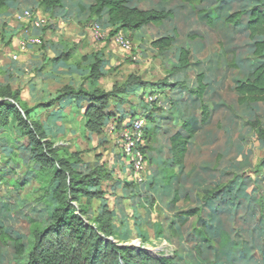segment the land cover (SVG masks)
Masks as SVG:
<instances>
[{
	"label": "rangeland",
	"instance_id": "1",
	"mask_svg": "<svg viewBox=\"0 0 264 264\" xmlns=\"http://www.w3.org/2000/svg\"><path fill=\"white\" fill-rule=\"evenodd\" d=\"M40 1L29 0L18 7L16 14L32 8L53 19L39 8ZM155 1L146 0L143 5L154 7ZM194 2L195 13L186 18L180 16L162 26H150L142 31L141 38L130 39L133 44L130 54L125 53L114 35H110L113 29L104 28L103 20L91 18L88 22V16H83L78 22L66 23L61 32L53 30L54 37H62L64 43L77 48L74 61L81 60L82 66L88 64L82 59L85 53L104 51L106 59L102 68L105 74L99 84L103 89L110 91L114 87L120 88L130 75L149 84L145 90L137 88L130 91L136 93L131 98L132 107L126 105L121 109L122 112L129 113L132 109L144 114L153 110L152 101H156L157 113L150 126L154 138L145 153L144 172L135 176L125 161L118 162L117 156L122 154L117 143L119 134L111 132L113 125L96 135L82 136L72 132L59 138L56 145L61 146L62 155L80 150L83 163L79 167L92 169L94 166L90 163L102 157V161L112 169L113 181L103 184L104 198L93 201L89 218L97 224L96 219L103 205L108 206L113 213L114 234L111 238L120 244L148 248L153 255L171 258L175 264H218L216 254L223 249L226 235L232 239L241 235L251 248L254 260L264 264V136L250 124L256 119L258 105H252L249 110L241 109L236 92L237 82L246 79L253 69L251 57L255 42L262 38L250 39L248 30H240L235 34L233 43H226L222 33L210 26L206 17L199 18L204 10L215 11L212 2L217 0ZM224 2L225 10L222 15L217 14L221 17L241 9L250 12L254 5L252 0ZM260 2L264 6V0ZM181 3L185 2L172 0L168 7H173L179 13ZM180 11L188 12V8ZM90 24L104 28V38L94 41L86 29ZM17 25L28 35L39 34L41 37L43 43L31 47V50L49 55V50L44 46V36L53 25L32 28L26 21H19ZM175 27L178 28L179 37L171 50L159 53L151 46V41L168 35L170 31L174 32ZM78 31L83 34L80 35ZM9 33V29L3 26L0 31V90L6 85L19 88L30 107L32 103L37 105L51 100L54 95L50 96L49 91L55 93L60 83L46 76L49 65L39 69L29 64V60L23 61L20 57L14 59L12 56L16 47L11 43L15 37ZM193 34L195 39L190 38ZM211 46H220L227 55L226 61L218 69L206 74V93L210 97L206 115L209 120L196 134L194 147L183 163L173 164L170 137L180 125L202 113L201 101L189 95L190 89L198 87V70L194 72L188 67L176 73L180 48H188L191 62L197 63L202 57H199V53ZM22 62L26 64L23 66ZM80 80L78 83L88 85V81ZM178 81L185 82L187 90L172 89L166 85ZM159 82L167 83L156 85ZM32 84L36 87L33 91L30 89ZM33 93H43L44 99L40 102L33 100ZM150 93L156 95L157 99L150 100ZM179 93L187 94L180 96ZM262 108L264 119V104ZM45 116L46 112L42 114L43 118ZM105 136L108 137L107 142L102 141ZM30 148V141L19 136L13 126L0 132V264H28L35 229L53 222L49 213L55 202L51 195H46L51 176L33 160ZM225 184H232L229 186L228 202L207 199L209 195L220 193ZM189 193L190 199H183ZM176 195L179 196L177 201ZM197 207L204 210L200 223L197 216L188 218L185 223L180 222L186 211ZM1 231L4 232L3 236ZM10 237L24 240V255L16 253L15 243ZM237 264H250V259L240 260Z\"/></svg>",
	"mask_w": 264,
	"mask_h": 264
},
{
	"label": "trees",
	"instance_id": "2",
	"mask_svg": "<svg viewBox=\"0 0 264 264\" xmlns=\"http://www.w3.org/2000/svg\"><path fill=\"white\" fill-rule=\"evenodd\" d=\"M16 1L18 0H0V13L8 7L9 3ZM89 1L90 6L87 9L83 8L84 12H88L87 21L91 17L99 21L103 20L105 27L109 26L113 29L110 35L123 32L129 39H135L136 32L145 30L149 25L162 26L165 22L175 20L180 16L186 18L196 12L194 0H183L185 5L179 7V13L174 8L168 7V3L172 0H161L156 6L150 8L133 5L130 0ZM252 1L254 5L250 12L241 9L226 17H221L217 14L222 15L226 5L224 0H217V2H212L215 11L212 12L213 9L204 10L199 18L206 17L208 24L217 28L228 44L233 43L235 34L240 30H248L250 39L262 38L255 42V50L251 57L253 69L246 79H240L237 82L236 92L241 109L249 110L252 105H258L259 111L256 113V119L250 124L260 135L264 136V119L261 113L264 104V6L260 0ZM38 4L43 12L55 15L61 8L67 6V0H41ZM182 8H188V12H181ZM173 31L151 41V46L159 53L171 50L179 37L178 28L175 27ZM190 38L195 39L196 36L193 34ZM226 55V50L220 46L218 48L205 47L199 53V57L202 56L199 61L192 63L191 51L186 47L180 48L179 66L176 73L188 67L194 72L198 70V87L190 89L189 95L201 101L202 113L184 122L170 137L173 164L183 163L186 155L194 147L196 134L209 120L206 115L209 111L207 103L210 100L206 93L208 89L205 82L206 74L218 69L226 61ZM71 56L70 52H62L53 61L66 64ZM82 59L88 64L82 66L79 59L80 61L74 62L77 66L74 69H78L82 75H85L83 79L88 81V85L81 84L78 88L65 85L51 100H44L34 107H30L22 99V92L19 88L14 89L6 85L0 90V132L8 126H13L19 136L26 137L31 143L30 151L33 160L51 176L46 195H51L55 202L54 206L50 205L49 213L53 222L47 226L40 225L35 229L34 244L29 252L28 264H175L171 258L158 257L146 249L122 245L112 239L111 236L114 234L113 213L108 206L103 205L102 212L96 219L97 224L89 218L93 201L104 198L103 184L106 181H113V171L101 161H97L92 169L79 167L83 163L80 150L65 152L62 155L61 146L56 145L59 131L57 120L61 118L63 121H73L83 113L84 126L88 131L103 133L114 124L116 129H122L124 124L131 125V121L139 115L132 109L129 113L121 111L124 105L132 107L131 98L136 93L129 92L138 90L137 88L145 90L149 84L137 76L130 75L126 84L107 91L99 86L100 79L105 74L102 68L106 59L104 51L92 52L84 55ZM161 83L167 82H159L156 85ZM166 85L172 89L182 88L184 91L188 88L187 84L182 81ZM179 94L184 96L187 93ZM152 102H154L153 110L140 114L146 118L144 128L146 143L143 146L146 154L149 149L147 147L154 138L150 126L155 118L154 114L157 113L155 112L157 110L156 101ZM57 104H60V108L58 111L53 110ZM65 105L72 107L71 113L63 111ZM45 112L46 116L43 118L42 114ZM126 119L128 120L125 121ZM13 122L14 125H12ZM230 185L232 184H225L220 193L217 192L206 198L212 202L219 200L228 202ZM183 199L189 200L190 193ZM177 200H179L178 195L175 197V201ZM262 208L264 210V204ZM203 215L202 208H193L186 211L184 217L180 218V222L185 223L188 218L197 216L200 223ZM3 235L4 232L1 231V236ZM10 238L15 243L16 253L20 256L24 255L26 250L24 240ZM216 258L218 264H237L245 259H250V264H259L254 260L251 248L241 235H236L233 239L226 235L225 245L217 252Z\"/></svg>",
	"mask_w": 264,
	"mask_h": 264
},
{
	"label": "crops",
	"instance_id": "3",
	"mask_svg": "<svg viewBox=\"0 0 264 264\" xmlns=\"http://www.w3.org/2000/svg\"><path fill=\"white\" fill-rule=\"evenodd\" d=\"M160 1L161 0L155 1V5L158 4ZM28 2H29V0H18L16 2H11V3H9L8 7L0 13V31L3 28V26H6L9 29V32H10L9 34L14 35V37H15V39L11 43L12 46L16 47L14 49V53L18 52V40H17V38H18L20 32L23 30L20 28L19 25H17V22H19V20L16 17L17 16L16 13H17L18 7H20L21 5H24ZM130 2L133 5H136V6L138 5V6H142L145 8L153 7V5L152 6L151 5L150 6L143 5V2H146V0H130ZM90 4L91 3L89 0H67V6H65L64 8H61L60 11H57V13L55 15L49 14L53 18V19H51V18L49 19V24H51V26L52 25L53 26H52V28H49V31L45 32V36H44L46 38V41L44 42V46L46 49L49 50V55H46L40 51L31 50V47H34L35 45H31L30 50L27 52H23V53L19 52V57L21 60H23V61L29 60L28 61L29 64L36 65V67H38L39 69H44L45 65H47V64L49 65V74H46V76L49 75V78H51L52 80H54L57 83H60V86L57 87L55 93H52V91H49V95L52 94V95H50L52 97H53V95L56 96L58 90L61 89L65 85H72V86L78 88L81 85L80 83H78L81 81L80 79L82 78V81H85V79H83L85 75H82L78 69L77 70L74 69V68H77V66L74 65V62H75L74 58L76 55L75 53H76L77 48L70 47L69 45H67V43H64L65 41H63L61 39L62 37H59L58 35H57L58 37H54L52 34H53V30H55V29H57L58 31L63 29L66 26V23L75 22V21L78 22L83 16H88L87 15L88 12L87 11L84 12L83 8L85 7L87 9L90 6ZM182 5H185V3H181L179 7H181ZM91 18L97 19L95 17H91ZM88 22H89V20H88ZM94 25H96L98 27L99 31H97V28H95ZM103 26L105 29L110 28L109 26H106V27H105V25H103ZM150 26H154V25H149L147 28H149ZM104 28L99 27L97 24H90L89 26H86V29L88 30L89 35L92 36L94 41H98L99 39L104 38V36H105V33L103 32ZM35 30H37V29H35ZM96 32H98V34H101V35L95 36ZM78 33H80V35L83 34V32H79V31H78ZM141 33H142V30H138L136 32L135 39L141 38L140 37ZM34 36H39V34H34ZM114 37H115V35H114ZM64 39H66V38H64ZM48 40H49V42H48ZM100 51H103V50L101 49ZM62 52H70L72 54L71 58L66 62V64H61L59 62L53 61V59L55 57H57L58 55H60ZM91 53L92 52H87L84 55L91 54ZM125 53H128V52L125 51ZM104 55H105V53H104ZM105 57H106V55H105ZM42 60H43V62H42ZM24 63L25 62H22L21 65L24 66ZM35 88H36L35 84L30 85L31 91H33ZM42 94L43 93H33L32 94L33 100L35 99L37 102L42 101L44 99ZM22 99L24 101H26L23 97H22ZM32 104H31V106L34 107L35 103L33 105ZM124 106H126V105H124ZM59 108H60V104H57L53 108V110L56 109L58 111ZM72 110L73 109L70 105H65V107L63 109V111L66 113H71ZM57 125L59 126L58 127V130H59L58 131V137H57L58 139L62 138L63 136H67L68 134H70L72 132L80 133L82 136H85L86 134H91V135L97 134V133H94V132H91V131H88L85 129L84 120H83V113L79 114L76 117V119L73 121H65V120L63 121V120H61V118H59L57 120ZM102 141L107 142L108 137L105 136ZM117 160L120 163H123V161H124L122 155H118ZM97 161L104 162V161H102V157H98L93 163H90V164L94 165ZM108 168H110V167L108 166Z\"/></svg>",
	"mask_w": 264,
	"mask_h": 264
},
{
	"label": "built area",
	"instance_id": "4",
	"mask_svg": "<svg viewBox=\"0 0 264 264\" xmlns=\"http://www.w3.org/2000/svg\"><path fill=\"white\" fill-rule=\"evenodd\" d=\"M16 17L19 21H27L30 23L32 28H41L49 24L48 18L32 8L24 9L21 13L17 14ZM94 26L97 28V31H99L98 27L96 25ZM98 35V32H96L95 36ZM115 41L124 51L132 53V41L123 32L115 34ZM42 43L41 37L28 35L26 32L22 31L21 37L18 40V52L14 53L12 57L18 59L19 52H26L31 45H41ZM156 98V95L149 96L150 100H155ZM145 124L146 118L144 115L139 114L131 121V125L126 126L124 124V127L118 131L113 125L111 129L113 134H119L117 136V143L121 149L122 157L125 164L134 172L135 176L143 173L146 167V154L143 151V146H145L146 143L144 132Z\"/></svg>",
	"mask_w": 264,
	"mask_h": 264
},
{
	"label": "water",
	"instance_id": "5",
	"mask_svg": "<svg viewBox=\"0 0 264 264\" xmlns=\"http://www.w3.org/2000/svg\"><path fill=\"white\" fill-rule=\"evenodd\" d=\"M143 249H146V250H148L149 251V249L148 248H143ZM151 252V251H150Z\"/></svg>",
	"mask_w": 264,
	"mask_h": 264
}]
</instances>
